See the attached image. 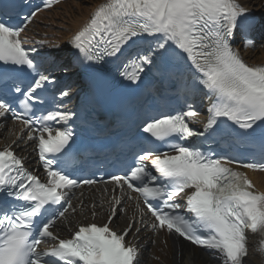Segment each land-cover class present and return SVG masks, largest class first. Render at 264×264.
<instances>
[{"label":"snow or ice","instance_id":"1","mask_svg":"<svg viewBox=\"0 0 264 264\" xmlns=\"http://www.w3.org/2000/svg\"><path fill=\"white\" fill-rule=\"evenodd\" d=\"M59 2L20 0L10 9L0 0V118L11 116L28 130L27 141L34 142L46 173L42 182L11 146L0 150V264H140L138 247L126 240L141 231L136 220L120 232L110 227L125 197L137 199L131 193L142 199L140 223L150 214L153 233L182 238L221 264H246L249 232L264 252V192L230 167L264 171V65L246 63L233 46L240 38L245 49L255 47L252 33L264 34V13L257 16L242 0H105L97 6L70 40L84 61L125 57L121 75L137 87L153 69L170 65L189 94L203 93L210 103L202 130L191 126L201 113L187 97L178 110L145 120L138 134L146 143L134 164L111 176L107 222L80 224L63 239L53 229L70 209L75 212L67 193L97 181L68 170L75 133L54 125H67L76 114L50 109L46 95L57 81L41 57L51 53L26 48L22 38L40 11ZM61 67L74 70L71 64ZM221 134L256 142L260 159L248 151L250 162L240 164L190 142L202 145ZM18 142H25L23 135ZM181 194L183 204L177 202ZM41 244L49 246L41 250Z\"/></svg>","mask_w":264,"mask_h":264},{"label":"bare ground","instance_id":"2","mask_svg":"<svg viewBox=\"0 0 264 264\" xmlns=\"http://www.w3.org/2000/svg\"><path fill=\"white\" fill-rule=\"evenodd\" d=\"M102 2H104V0H68L59 8L52 10V12L43 13L37 17L35 23H33V28H30L28 34L32 35L36 32L46 34V40L60 45L61 52H64L70 48L69 41L72 35L86 23L91 12ZM242 2L252 13H264V0H242ZM243 57L252 66L264 64V46L244 52ZM10 128H17L16 130H19L18 127L14 126ZM0 144L12 146L22 157L28 160L33 158L30 152L31 148L28 146L26 147L24 142H18L16 132L12 134L7 127L3 130L0 128ZM249 175L254 185L264 192V174L249 173ZM110 199L111 195H99L95 192L85 194L77 201L78 204L74 206L75 213L68 218L69 223L72 220L71 227L88 223H96L98 225L106 223L111 212L109 206ZM128 204H126V207H128ZM93 205H95V208H93ZM93 212L96 213L95 216H93ZM118 215L119 216L116 217L110 225V227L115 230L121 231L125 229L133 219H136L137 222V213L134 211V208L129 209L127 216L126 213L122 216L120 212ZM56 231L64 233L62 226H58ZM130 235L133 236L132 233H130ZM146 237L148 238L147 232H140L134 237V241L139 240L138 244H140L142 243V239ZM170 242L171 243L165 245L160 244L156 246L153 252L155 257L153 258L157 257L158 261H154L153 258H151L152 255L149 253L146 264H219V262L210 258V256L202 251L192 247L181 246V244L176 245L175 241L172 239H170ZM246 263L264 264V260L260 254L255 253V251L251 249Z\"/></svg>","mask_w":264,"mask_h":264},{"label":"rangeland","instance_id":"3","mask_svg":"<svg viewBox=\"0 0 264 264\" xmlns=\"http://www.w3.org/2000/svg\"><path fill=\"white\" fill-rule=\"evenodd\" d=\"M75 1H79V0H75Z\"/></svg>","mask_w":264,"mask_h":264}]
</instances>
